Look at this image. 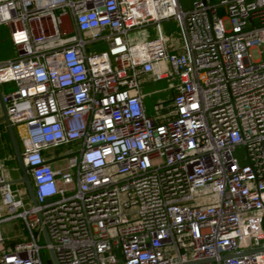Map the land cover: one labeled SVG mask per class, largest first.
<instances>
[{
	"label": "built area",
	"instance_id": "1",
	"mask_svg": "<svg viewBox=\"0 0 264 264\" xmlns=\"http://www.w3.org/2000/svg\"><path fill=\"white\" fill-rule=\"evenodd\" d=\"M1 23L37 204L0 158V264H44L42 246L58 264H264V0H0ZM145 24L158 35L130 42ZM160 79L173 93L148 115L141 85Z\"/></svg>",
	"mask_w": 264,
	"mask_h": 264
},
{
	"label": "rangeland",
	"instance_id": "2",
	"mask_svg": "<svg viewBox=\"0 0 264 264\" xmlns=\"http://www.w3.org/2000/svg\"><path fill=\"white\" fill-rule=\"evenodd\" d=\"M196 0H180L181 5L184 8L191 7ZM208 2L218 3L220 0H207ZM219 13L222 14V8H219ZM225 25H228L227 19L224 20ZM161 32L167 41L177 40L178 37V27L176 22L173 19H165L160 22ZM9 26L6 23L0 24V61L7 57H14L17 55V48L11 42L10 35H9ZM158 30L155 25L152 24H145L141 26L134 27L130 29L127 33L128 40L130 42H138L149 37H153L158 35ZM107 45L103 41H95L91 44H87V50H95L99 51L101 49H105ZM252 57L258 58L259 54L256 49L252 50ZM168 79H160L157 81L152 82H145L141 85L143 92L145 93L144 97V104L145 109L148 115H153L156 111L155 103L157 101H162L164 105L170 102V97L173 93V90L168 87ZM1 90L6 91L9 89L10 84H1ZM22 144V143H21ZM70 145L68 146H61L57 149L58 153H62L66 151ZM234 154L237 156L240 162H245L247 160L245 149L243 146H237L234 151ZM63 160H54L52 162L53 166H58L63 164ZM3 167L8 179L13 180L12 186H15V181L19 178V169L18 166L13 164L12 161L3 162ZM15 223L17 225L15 226ZM2 228L5 230L6 242L21 239L23 238L25 229L23 228V224L21 219H14V220H5L2 222ZM39 243L44 245L45 239L40 238ZM41 255L44 264H53L51 255L49 253V249L46 246H42L41 248Z\"/></svg>",
	"mask_w": 264,
	"mask_h": 264
},
{
	"label": "water",
	"instance_id": "3",
	"mask_svg": "<svg viewBox=\"0 0 264 264\" xmlns=\"http://www.w3.org/2000/svg\"><path fill=\"white\" fill-rule=\"evenodd\" d=\"M203 1H206V0H203ZM0 105H1V109H2L1 119L5 122V124L7 126L8 135H9V138L11 141V145H12L13 152L15 155L16 163H17V166H18V169L20 172V178L19 179L23 181L32 203L37 204V200H36L35 193L33 190L32 182H31V179L27 173L26 166H25L23 158H22L21 147H20L18 139H17L16 131H15L14 125L10 122V120L8 118L6 105L2 99L1 88H0ZM43 235H44L45 241L48 242L49 236H48L45 228H43ZM48 249H49V253L51 255V259H52L53 264H58L54 250L52 248H48Z\"/></svg>",
	"mask_w": 264,
	"mask_h": 264
},
{
	"label": "trees",
	"instance_id": "4",
	"mask_svg": "<svg viewBox=\"0 0 264 264\" xmlns=\"http://www.w3.org/2000/svg\"><path fill=\"white\" fill-rule=\"evenodd\" d=\"M17 139L21 147V140L18 135H17ZM4 153H9L11 157L8 160L16 163L15 155L7 132V128L5 124L1 122L0 123V155H3ZM9 242L11 241H7L6 244Z\"/></svg>",
	"mask_w": 264,
	"mask_h": 264
},
{
	"label": "crops",
	"instance_id": "5",
	"mask_svg": "<svg viewBox=\"0 0 264 264\" xmlns=\"http://www.w3.org/2000/svg\"><path fill=\"white\" fill-rule=\"evenodd\" d=\"M181 3V2H180ZM7 58H9V57H7ZM7 58H4V59H2V60H5V59H7ZM1 88V87H0ZM1 116H2V109H1V105H0V123L1 122H3L4 124H5V122L1 119ZM5 126H6V124H5ZM6 128H7V126H6ZM14 128H15V131H16V134H17V127H15L14 126ZM8 132V131H7ZM18 135V134H17ZM11 156H10V154L9 153H4L3 155H0V158L4 161V162H6V161H9L8 159L10 158ZM13 164H15V165H17V163H13ZM20 173V172H19ZM19 178H20V174H19ZM18 178V179H19ZM3 247V244L2 243H0V248H2Z\"/></svg>",
	"mask_w": 264,
	"mask_h": 264
}]
</instances>
